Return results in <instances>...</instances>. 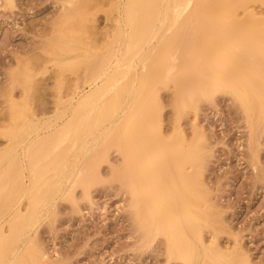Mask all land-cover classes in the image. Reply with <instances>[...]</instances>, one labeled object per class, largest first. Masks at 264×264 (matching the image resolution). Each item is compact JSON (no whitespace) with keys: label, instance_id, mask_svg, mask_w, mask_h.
I'll return each instance as SVG.
<instances>
[{"label":"bare ground","instance_id":"bare-ground-1","mask_svg":"<svg viewBox=\"0 0 264 264\" xmlns=\"http://www.w3.org/2000/svg\"><path fill=\"white\" fill-rule=\"evenodd\" d=\"M104 1L116 12L98 46L91 10ZM257 4L264 0H82L65 7L55 51L63 66L86 65L89 89L74 94L55 121H29L7 134L12 144L0 149V264H54L35 244L38 226L58 198L88 188L111 147L124 157L115 177L132 192L139 226L147 236L166 237L169 261L251 264L238 241L231 257L217 244L201 171L202 195L189 198L201 148L181 124L178 146L169 143L159 93L175 88L180 117L197 116L209 96L232 93L251 122L263 120L264 7ZM12 107L13 119H20L18 103ZM194 131L204 137L197 123ZM205 228L213 231L211 242Z\"/></svg>","mask_w":264,"mask_h":264},{"label":"rangeland","instance_id":"rangeland-1","mask_svg":"<svg viewBox=\"0 0 264 264\" xmlns=\"http://www.w3.org/2000/svg\"><path fill=\"white\" fill-rule=\"evenodd\" d=\"M68 6H82V0L70 5L68 0H15L13 6L0 0V149L11 143L7 134L13 126L22 131L29 121H55L74 94L89 89L86 65L63 66L55 51ZM115 12L107 1L92 9V21L101 34L85 38L102 46V33L112 24L113 16L108 15L115 17ZM175 98L173 86L159 93L162 131L169 143L178 146L175 126L181 124L188 140L201 148L199 168H191L189 198L196 201L202 195L196 176L201 171L217 244L231 257L238 241L251 264H264V119L251 122L240 101L228 92L205 98L197 116L190 112L180 117ZM14 101L21 120L13 119ZM195 123L204 137H196ZM97 165L99 176L87 189L74 187L70 196L58 198L55 210L44 215L36 246L54 264H184L169 261L164 235L147 236L139 226L132 192L115 177V171L124 170L122 152L111 147ZM212 233L204 229L208 242Z\"/></svg>","mask_w":264,"mask_h":264}]
</instances>
